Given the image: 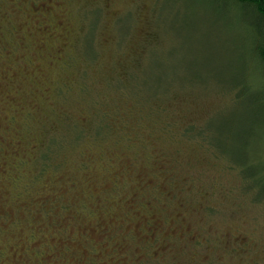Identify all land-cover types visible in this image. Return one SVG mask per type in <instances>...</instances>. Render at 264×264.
<instances>
[{"label": "rangeland", "instance_id": "obj_1", "mask_svg": "<svg viewBox=\"0 0 264 264\" xmlns=\"http://www.w3.org/2000/svg\"><path fill=\"white\" fill-rule=\"evenodd\" d=\"M247 33L242 13L216 0H0V264H264V202L197 131L160 126L206 121L241 161L232 140L255 129L257 107L239 82ZM143 68L148 87L172 84L146 100L145 117L118 94ZM106 110L108 136L68 147L35 177L51 136L68 123L89 130ZM251 145L264 161V138Z\"/></svg>", "mask_w": 264, "mask_h": 264}, {"label": "trees", "instance_id": "obj_2", "mask_svg": "<svg viewBox=\"0 0 264 264\" xmlns=\"http://www.w3.org/2000/svg\"><path fill=\"white\" fill-rule=\"evenodd\" d=\"M216 1L226 7L237 9L238 12H241L249 28V34L247 33L248 36L245 38V43L247 44L245 46V52L247 55L245 63V74L248 78L244 77V79L239 82H241L242 86H244V93L249 94V90H253L254 88L256 89L253 95L252 93H250L252 95L251 97H253L254 99V102L257 104L254 117L256 127L255 129H253L251 127H245L244 125H241V137L239 141L232 140L233 144H236V146H240L237 149L242 150L244 155L242 156L240 162L226 158L224 156L225 154L210 140L211 134L210 130L206 126V121L199 127L195 124L187 125L186 130H179L176 128L178 124L172 123H163L160 124V126L164 134L172 137L178 135L182 138H185L186 136H189L193 140H195L196 137L206 138V140L214 147L216 156L225 160L230 169L235 170L238 172V174H240L243 180L242 184L244 185L243 188L245 189V191L254 200L264 202V161H262L263 158L261 156L252 153L250 149L253 147L251 145V141L255 142V140L260 139L261 137L264 138V0ZM99 12V10L92 11L91 15V18L94 15L97 17V23L99 21ZM88 20L90 21V19ZM122 21L125 22V19L119 20L118 27H121ZM97 23H95L93 26V33H95L96 31ZM129 28L130 25L126 27V29L128 30ZM126 29L120 32L123 34L126 32ZM88 31L89 28L87 29V32ZM85 37L83 57L86 59V61H92V59L95 60V58H97V54L95 52L93 40L91 48L90 45L86 46ZM89 48L92 49L91 54H87ZM144 68L138 73L130 74V77L132 78V82H134V84H128L125 88H122L120 90L118 89V94L120 97L119 100L133 99L136 105L141 107V109L136 112L137 114L140 113L141 115L139 116L141 117H145L144 115L147 106L149 107L152 105V103L146 102V100L149 101L148 99H153L154 96L168 93L172 86L171 84V86L169 85L163 90H155L154 88L148 87V85L143 82V79H141ZM82 92L84 95H88L90 93V89L87 87H83ZM119 100L117 102H119ZM128 109L132 110L133 108ZM128 109L126 108V110ZM162 112V109L158 111L160 115L156 123H159L160 120H163ZM108 113H110L108 110L102 111V116L98 118V113H96V116L89 130L86 129L87 127L85 128V126L82 127L81 125L75 123H68L66 129L64 130L67 131V134H62L61 136L55 134L51 136L40 150V155L38 157L39 166L35 173V177L39 179L48 169L60 166L62 162H59V156L64 153L66 149H69L68 147L76 146L77 144L84 141H90L92 139L104 138L108 136L115 127L114 124H112L113 119H110ZM256 128L260 131H256ZM195 131H197L196 137L195 135H191L195 134ZM84 164L86 165V162H84Z\"/></svg>", "mask_w": 264, "mask_h": 264}]
</instances>
